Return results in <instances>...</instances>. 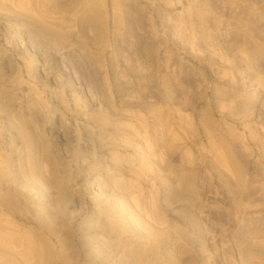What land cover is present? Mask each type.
<instances>
[{"label":"rangeland","instance_id":"obj_1","mask_svg":"<svg viewBox=\"0 0 264 264\" xmlns=\"http://www.w3.org/2000/svg\"><path fill=\"white\" fill-rule=\"evenodd\" d=\"M0 84V264H264V0H0Z\"/></svg>","mask_w":264,"mask_h":264},{"label":"bare ground","instance_id":"obj_2","mask_svg":"<svg viewBox=\"0 0 264 264\" xmlns=\"http://www.w3.org/2000/svg\"><path fill=\"white\" fill-rule=\"evenodd\" d=\"M14 86H7V85H4V84H0V94L7 100H9V101H11V103H12V100H13V96L15 95V93H14ZM30 99V98H29ZM13 103H15V101H13ZM1 110H3V109H0V111ZM45 111V110H44ZM44 111H39L41 114H43V112ZM4 114H6L5 113V111H4ZM44 115H45V112H44ZM46 115H47V113H46ZM7 116H10V115H7ZM46 118H47V116H46ZM10 155V154H9ZM9 155H8V157H9ZM6 156V155H5ZM8 157H5V161H6V158H7V167H5V168H7V172L5 173V174H7L6 175V177H8L7 179L5 178V176H4V178H5V181L6 180H8L9 178H11L12 176H11V174L13 173V177H14V169L12 168V170L10 169V166L13 164H11V162H10V160H8ZM10 159V158H9ZM11 171H12V173H11ZM16 173V172H15ZM89 176H91V179L94 177V174H92V172L88 175V176H86V177H83L84 178V180L87 182V184L90 186H92V185H98V181L96 180V179H93V180H89ZM12 177V178H13ZM15 178V177H14ZM10 180V179H9ZM7 183L9 182V181H6ZM6 183V184H7ZM1 188V187H0ZM6 190L4 191L5 192V195L6 196H9V194H10V189H9V187L7 186V188H5ZM66 190H68V191H71V192H73V191H76V188H75V185H72V183H70V184H68L67 185V187L65 188ZM94 193V192H93ZM92 197V193H90V198ZM93 197H94V195H93Z\"/></svg>","mask_w":264,"mask_h":264}]
</instances>
